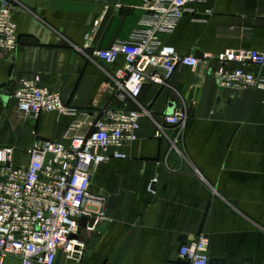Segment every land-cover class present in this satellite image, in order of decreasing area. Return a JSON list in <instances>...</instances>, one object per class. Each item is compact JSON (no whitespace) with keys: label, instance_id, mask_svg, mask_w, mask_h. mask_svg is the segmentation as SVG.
<instances>
[{"label":"crops","instance_id":"crops-1","mask_svg":"<svg viewBox=\"0 0 264 264\" xmlns=\"http://www.w3.org/2000/svg\"><path fill=\"white\" fill-rule=\"evenodd\" d=\"M12 3L18 47L0 61V147L12 149L13 167L27 165L26 150L38 140L66 144L87 135L107 108L148 112L137 141L121 148L126 159L91 175L103 217L81 228L80 256L59 252L55 264H187L179 247L201 236L209 260L264 264V93L222 89L205 67H179L167 84L147 82L136 99L118 102L113 76L123 58L106 64L93 52L148 29L143 0ZM160 40L198 58L226 49L264 55V0L194 1ZM247 67L264 77V64ZM34 75L60 92L70 114L17 111L16 82ZM175 110L187 113L179 134L162 121Z\"/></svg>","mask_w":264,"mask_h":264},{"label":"built area","instance_id":"built-area-1","mask_svg":"<svg viewBox=\"0 0 264 264\" xmlns=\"http://www.w3.org/2000/svg\"><path fill=\"white\" fill-rule=\"evenodd\" d=\"M194 1L143 0L142 9L151 15L148 29L131 43L93 52L106 64L123 58L113 76L116 101L123 102L126 96L136 99L147 82L167 84L179 67H205L222 89L250 88L264 93V77L255 76L247 67L264 64V55L257 51L226 49L198 58L180 55L161 42L160 36L174 30ZM12 4V0H0V61L18 47ZM10 98L22 115L71 113L60 92L49 89L40 75L19 78ZM147 116L145 110L107 108L88 124L90 132L85 136H73L66 144L36 141L26 150V166L13 167L12 149L0 147L1 176L5 178L0 182V264H8V258L17 259L18 264H55L59 252L70 260L76 253L80 256V219L94 218L95 226L103 217L101 197L89 191L91 175L110 160L126 159L121 148L137 141L141 120ZM186 120L185 110L162 118L178 134ZM178 257L187 264H209L207 239L201 236L180 245Z\"/></svg>","mask_w":264,"mask_h":264},{"label":"water","instance_id":"water-1","mask_svg":"<svg viewBox=\"0 0 264 264\" xmlns=\"http://www.w3.org/2000/svg\"><path fill=\"white\" fill-rule=\"evenodd\" d=\"M4 177H0V182L4 181ZM95 224V219L92 218L91 220L88 221L87 217H82L79 221V226L82 227V228H86V227H89V228H92ZM80 248H76V251H79ZM75 259H78V254L76 253L75 254ZM248 263V260H243L241 262V264H247ZM209 264H225V262L223 260H209ZM233 264H237L236 262H233Z\"/></svg>","mask_w":264,"mask_h":264}]
</instances>
